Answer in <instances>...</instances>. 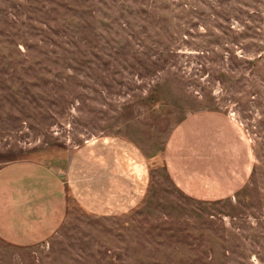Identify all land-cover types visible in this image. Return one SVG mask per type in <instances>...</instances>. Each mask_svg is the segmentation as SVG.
I'll return each mask as SVG.
<instances>
[{"label": "rangeland", "instance_id": "374dc122", "mask_svg": "<svg viewBox=\"0 0 264 264\" xmlns=\"http://www.w3.org/2000/svg\"><path fill=\"white\" fill-rule=\"evenodd\" d=\"M26 160L68 210L0 264H264V0H0V168Z\"/></svg>", "mask_w": 264, "mask_h": 264}, {"label": "crops", "instance_id": "0c3cea01", "mask_svg": "<svg viewBox=\"0 0 264 264\" xmlns=\"http://www.w3.org/2000/svg\"><path fill=\"white\" fill-rule=\"evenodd\" d=\"M167 151L168 169L186 193L200 199H217L231 192L225 193L211 175L201 176L183 164L174 166L171 155L175 153ZM120 173L130 177L129 168L125 166ZM67 182L64 172L42 162L16 161L1 167L0 239L19 245L48 239L66 217Z\"/></svg>", "mask_w": 264, "mask_h": 264}]
</instances>
